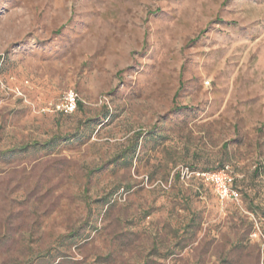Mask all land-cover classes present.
<instances>
[{
	"label": "rangeland",
	"instance_id": "374dc122",
	"mask_svg": "<svg viewBox=\"0 0 264 264\" xmlns=\"http://www.w3.org/2000/svg\"><path fill=\"white\" fill-rule=\"evenodd\" d=\"M0 264H264V0H0Z\"/></svg>",
	"mask_w": 264,
	"mask_h": 264
},
{
	"label": "built area",
	"instance_id": "2783aa9c",
	"mask_svg": "<svg viewBox=\"0 0 264 264\" xmlns=\"http://www.w3.org/2000/svg\"><path fill=\"white\" fill-rule=\"evenodd\" d=\"M75 96L76 94L69 91L63 100V110L65 112L72 111L75 108ZM199 174L202 179L210 183L220 198H230L238 200L240 198V191L235 184V178L228 167L224 165L217 170L201 171Z\"/></svg>",
	"mask_w": 264,
	"mask_h": 264
},
{
	"label": "trees",
	"instance_id": "16d2710c",
	"mask_svg": "<svg viewBox=\"0 0 264 264\" xmlns=\"http://www.w3.org/2000/svg\"><path fill=\"white\" fill-rule=\"evenodd\" d=\"M181 85V84H180ZM176 94V93H175ZM80 107H81V103L80 102H78V104H77V106H76V109H80ZM49 143V141H47V142H44L42 145H46V144H48ZM34 144H37L36 142L34 143ZM22 148H26V146H23ZM224 165H222L221 167H223ZM220 167V168H221ZM215 170H217V169H215Z\"/></svg>",
	"mask_w": 264,
	"mask_h": 264
}]
</instances>
